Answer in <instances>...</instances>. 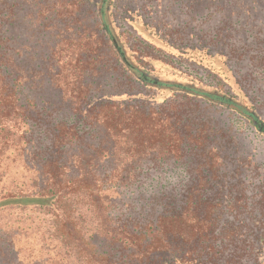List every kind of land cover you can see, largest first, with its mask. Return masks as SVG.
Wrapping results in <instances>:
<instances>
[{"label":"trees","instance_id":"16d2710c","mask_svg":"<svg viewBox=\"0 0 264 264\" xmlns=\"http://www.w3.org/2000/svg\"><path fill=\"white\" fill-rule=\"evenodd\" d=\"M115 9L0 0V264H264V170L235 180L260 168L241 152L226 174L215 158L242 139L213 144L198 113L219 106L264 139L257 106L147 68L156 57L124 40ZM217 10L246 32L264 0ZM170 166L186 171L147 183ZM14 215L33 242L13 239Z\"/></svg>","mask_w":264,"mask_h":264},{"label":"rangeland","instance_id":"374dc122","mask_svg":"<svg viewBox=\"0 0 264 264\" xmlns=\"http://www.w3.org/2000/svg\"><path fill=\"white\" fill-rule=\"evenodd\" d=\"M235 3L236 0H116L115 12L124 40L137 50V55L151 53L156 57L146 63L147 68L152 66L167 78L194 81L208 90L235 95L236 99H243L247 103L254 102L264 119V10L246 16L244 22L254 20V25H248L245 32L239 26L232 25L231 21L236 15L227 16L225 11L217 10L221 6L233 7ZM130 9L135 10V14L132 15ZM245 38H248L247 42H244ZM191 54L196 58L201 56V64L191 59ZM125 77L126 73L117 72L110 83L114 84L116 90H125L126 85H118V81ZM184 104L179 106L182 110L187 113L194 111V108ZM199 110L201 125L206 124L211 131L212 136L208 141H213V144L216 141L225 143L232 136L234 140L242 139V150L236 154L228 151L226 159L222 158L223 153L215 158L229 162L226 174L236 168L235 161L234 166H229L230 160L232 157L235 160L241 152L251 157L252 162H257L260 168H254L252 164L233 177L235 180L243 179L245 175L253 177L256 172L264 170V139L256 134L253 127L239 121L226 109L203 100ZM221 164V171L225 170L224 163ZM15 171L26 174L21 168ZM184 171L185 168L178 166L149 171L147 183L162 174L175 181ZM15 178L19 179L16 175ZM7 181L10 185L13 179L10 177ZM6 220L9 226L13 225L10 234L14 240H35L31 233L23 229H27L26 225L20 222V226L19 222H15L16 215ZM2 222L1 225H6L5 221ZM10 234L8 232L12 238Z\"/></svg>","mask_w":264,"mask_h":264}]
</instances>
